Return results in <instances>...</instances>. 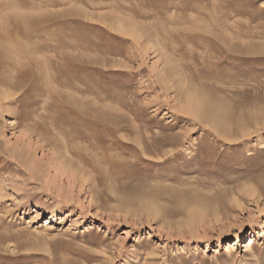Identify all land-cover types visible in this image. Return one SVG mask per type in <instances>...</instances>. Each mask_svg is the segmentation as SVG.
<instances>
[{
    "label": "rangeland",
    "instance_id": "obj_1",
    "mask_svg": "<svg viewBox=\"0 0 264 264\" xmlns=\"http://www.w3.org/2000/svg\"><path fill=\"white\" fill-rule=\"evenodd\" d=\"M0 264H264V0H0Z\"/></svg>",
    "mask_w": 264,
    "mask_h": 264
},
{
    "label": "bare ground",
    "instance_id": "obj_2",
    "mask_svg": "<svg viewBox=\"0 0 264 264\" xmlns=\"http://www.w3.org/2000/svg\"><path fill=\"white\" fill-rule=\"evenodd\" d=\"M119 22H121V21H119ZM123 24H124V22H122ZM126 23V22H125ZM119 24V23H118ZM122 32V31H121ZM124 32V31H123ZM15 77H13V79H14ZM16 80H19V79H16ZM16 84V83H15ZM204 100V99H203ZM185 101H186V105L183 107V110H184V112L185 113H188V114H192V115H195V116H198L199 114H198V103L196 102V100L195 99H193V98H191L190 96H188L186 99H185ZM206 102V101H205ZM202 103H203V101H202ZM200 104V103H199ZM206 104V103H205ZM204 104V105H205ZM207 105V104H206ZM205 105V106H206ZM199 106H201V104L199 105ZM216 106V105H215ZM201 108V107H200ZM205 108V107H204ZM215 108V107H214ZM218 107L216 106V109H217ZM222 109V111H223V108H221ZM198 110V111H197ZM211 110V109H210ZM219 110H220V107H219ZM209 111V110H208ZM207 111V112H208ZM213 110H211V112H212ZM202 112V111H201ZM228 112V111H227ZM222 113V112H221ZM208 114H212V113H209L208 112ZM215 114H216V112H215ZM219 114H220V112H219ZM218 114V115H219ZM213 116H214V114H212ZM217 115V116H218ZM202 117V116H201ZM214 117H216V116H214ZM220 117V116H219ZM221 117H224V116H221ZM226 117V116H225ZM218 120H219V118H217ZM221 119V118H220ZM224 119V118H223ZM229 119V118H228ZM227 120V119H226ZM217 121V120H216ZM225 122V121H224ZM224 122H222V123H224ZM228 124H229V122H228ZM226 125H227V123H226ZM228 127V126H227ZM226 128V127H225ZM227 129V128H226ZM223 130V129H222ZM228 130V129H227ZM226 130V131H227ZM229 131V130H228ZM231 131V130H230ZM80 133V132H79ZM221 133V132H220ZM228 135V134H227ZM232 135V134H231ZM60 136V135H59ZM79 136V135H78ZM225 137H226V133H225V135H224ZM228 137V136H227ZM230 137H232V136H229L227 139H229ZM143 150H144V148H143ZM126 196V195H125ZM155 196V195H154ZM124 199V198H123ZM133 199V198H132ZM124 201V200H123ZM127 201V200H126ZM130 201V200H129ZM140 202V201H139ZM143 202V201H142ZM186 202H188V201H186ZM130 203H131V201H130ZM132 203L134 204L135 203V201L133 200L132 201ZM180 203V202H179ZM137 204V203H136ZM181 204H183V203H181ZM180 204V205H181ZM188 204V203H187ZM188 205H190V204H188ZM195 205V204H194ZM197 205V204H196ZM156 206V205H155ZM192 206H193V204H192ZM183 207V206H182ZM138 210V209H137ZM140 210H143V211H145L146 212V214H147V217H148V220L149 219H153V218H156V217H161V215H165V217H167L168 215L167 214H165V213H163V212H160V211H157L156 210V207H154V205L152 204V203H150V202H146L143 206H141L140 207ZM172 215V214H171ZM192 218H194L193 216H191ZM154 220V219H153ZM194 220V219H193ZM191 221V220H190ZM189 221V222H190ZM194 222V221H193ZM192 224V223H191ZM191 224H190V226H191ZM192 226H193V224H192Z\"/></svg>",
    "mask_w": 264,
    "mask_h": 264
}]
</instances>
